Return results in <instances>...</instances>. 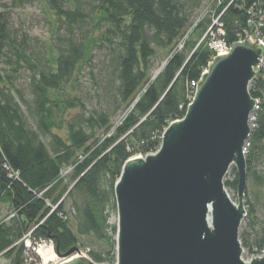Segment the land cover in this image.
I'll list each match as a JSON object with an SVG mask.
<instances>
[{
    "label": "trees",
    "instance_id": "16d2710c",
    "mask_svg": "<svg viewBox=\"0 0 264 264\" xmlns=\"http://www.w3.org/2000/svg\"><path fill=\"white\" fill-rule=\"evenodd\" d=\"M42 2L53 27L48 56L33 58L9 13L0 11V62L15 65L11 73L0 69V256L7 264H38L27 239L33 248L52 242L59 253L84 248L93 261L114 264L116 225L109 218L124 162L159 148L163 130L183 117L192 83L214 58L211 37L231 46L238 34L254 30L249 20L257 24L259 13L264 24V0H213V11L197 19L198 2L181 0ZM259 32L264 36V26ZM104 40L110 59L103 91L121 112L114 123L111 112L88 111L80 97L63 92ZM22 63L32 71L24 91L13 82ZM249 92L258 103L245 147L247 186L251 179L258 201L264 195V63ZM230 177L224 184L236 193L234 167ZM245 205L239 238L252 256L264 252V226L256 231L255 207L248 199Z\"/></svg>",
    "mask_w": 264,
    "mask_h": 264
},
{
    "label": "water",
    "instance_id": "95a60500",
    "mask_svg": "<svg viewBox=\"0 0 264 264\" xmlns=\"http://www.w3.org/2000/svg\"><path fill=\"white\" fill-rule=\"evenodd\" d=\"M264 46L245 37L202 73L182 118L163 130L155 152L127 159L114 184V264H264L243 258L245 145L257 100L249 92ZM161 67L155 72L158 74ZM235 168L236 201L224 178ZM58 264H101L77 246Z\"/></svg>",
    "mask_w": 264,
    "mask_h": 264
},
{
    "label": "rangeland",
    "instance_id": "374dc122",
    "mask_svg": "<svg viewBox=\"0 0 264 264\" xmlns=\"http://www.w3.org/2000/svg\"><path fill=\"white\" fill-rule=\"evenodd\" d=\"M43 0H0V11H5L9 13L11 26L19 32L20 35L25 37L28 41L29 49L35 53V56H48L45 52L44 46H50L53 42V27L51 22V17L47 13V10L42 2ZM182 2H186V5H194V3L198 2L200 8H196L194 11V19H197L201 15L205 16L210 11H213L214 5L212 3L213 0H181ZM215 18H213V23H215ZM217 25V24H216ZM104 30V29H103ZM210 28L207 30L209 31ZM219 33V32H218ZM211 35L212 33L209 32ZM214 39L211 37L209 43L213 44ZM44 52V55H43ZM110 59V48L108 47V42L106 40L98 42L93 50V58L89 63H86L80 71L75 73L76 82L73 86L72 84H68L64 89L66 93H69L72 96L80 97L87 107L88 111H109L112 113L111 121L114 123L118 120L121 115L120 111H116L115 104L112 102L109 96H107L103 91V86L105 85V81L108 78V72L106 68ZM15 68V65L12 63H8L7 60H3L0 62V69L6 73H11V71ZM32 71L28 68L25 63H22L20 67L17 68V71L13 73L14 76V85L19 89H25L26 84L28 83V79L31 76ZM24 91V90H23ZM64 97V94H62ZM143 156L142 154H136V156ZM231 174V169L226 174L224 180H229ZM251 179H248L247 186V195L244 196V204L248 199L251 204L255 207V221L256 231L261 229L264 226V195L256 201L253 197V189L254 183L251 182ZM253 183V184H252ZM231 197H235L236 193L233 190H228ZM236 201L235 199H233ZM245 209L247 207L245 205ZM247 214V212H246ZM5 215V209L0 210V216ZM116 210L110 215L109 222L111 224L116 223ZM247 216L245 215L242 220L240 230L245 229L247 225ZM25 246L32 250L39 261L38 264H42V260L40 256L37 254V249L40 245H51L54 248V244L52 242H41L38 243L35 248L31 247L30 241L25 239ZM87 247V246H86ZM85 247V248H86ZM82 252H85V255L90 258L87 249L81 248ZM55 251V250H54ZM264 255V252L260 254H253V256ZM252 256L246 254V250L243 251V258L247 259ZM91 259V258H90ZM62 259L57 257L50 264H58ZM0 264H7V260L0 256ZM108 264V263H101Z\"/></svg>",
    "mask_w": 264,
    "mask_h": 264
},
{
    "label": "built area",
    "instance_id": "2783aa9c",
    "mask_svg": "<svg viewBox=\"0 0 264 264\" xmlns=\"http://www.w3.org/2000/svg\"><path fill=\"white\" fill-rule=\"evenodd\" d=\"M262 21H263V17H262V14L261 13H259V18H258V23L256 24L253 20H249V23H250V25H252L253 26V28H254V30L252 31V30H248V31H245L244 32V37H241V34H238V41H242V40H244L245 39V37L248 35V37L250 38V40H252V41H255L256 40V38H257V40L264 46V36L259 32V28H260V26H264V24L262 23ZM215 23L218 25V26H220V24L219 23H217V19L215 20ZM218 31H219V33H221L222 34V31L220 30V29H218ZM211 47H212V49L214 50V52H215V55H214V57L216 56V55H218V54H223V53H226V52H228L229 51V49H230V45H228L227 43H225L224 41H222V40H219V39H214V42H213V44H211ZM264 63V56H263V58H262V62H261V65ZM261 65H260V67H261ZM259 67V68H260ZM258 68V69H259ZM205 71V70H204ZM200 80V79H199ZM197 84H198V82H193L192 83V86L193 87H196L197 86ZM194 94V93H193ZM257 103H258V101H257ZM256 108H257V105H256ZM255 108V109H256ZM255 111V110H254ZM254 112L252 113V115H251V117H250V128H251V123H252V121L254 120ZM246 145H247V142H246ZM246 145H245V147H246ZM244 153H245V149H244ZM80 252H81V254L82 255H84V256H86L85 255V252H82V250L80 249ZM253 256V255H252ZM251 258V257H250ZM250 258H247V259H245V260H249Z\"/></svg>",
    "mask_w": 264,
    "mask_h": 264
},
{
    "label": "bare ground",
    "instance_id": "6f19581e",
    "mask_svg": "<svg viewBox=\"0 0 264 264\" xmlns=\"http://www.w3.org/2000/svg\"><path fill=\"white\" fill-rule=\"evenodd\" d=\"M37 254L40 256L42 264H50L57 258L54 248L47 244L40 245Z\"/></svg>",
    "mask_w": 264,
    "mask_h": 264
}]
</instances>
